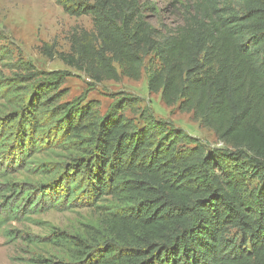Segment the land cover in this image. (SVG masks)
I'll use <instances>...</instances> for the list:
<instances>
[{"label": "trees", "instance_id": "trees-1", "mask_svg": "<svg viewBox=\"0 0 264 264\" xmlns=\"http://www.w3.org/2000/svg\"><path fill=\"white\" fill-rule=\"evenodd\" d=\"M55 1L93 19V30H71L66 64L97 82L140 80L154 56L150 92L225 147L151 113L139 128L81 99L63 103L65 76L39 78L23 62L25 72L0 77V235L15 240L10 226L30 214L86 206L95 217L74 231L23 236L46 250L28 264H264V0H194L170 32L138 0Z\"/></svg>", "mask_w": 264, "mask_h": 264}, {"label": "rangeland", "instance_id": "rangeland-1", "mask_svg": "<svg viewBox=\"0 0 264 264\" xmlns=\"http://www.w3.org/2000/svg\"><path fill=\"white\" fill-rule=\"evenodd\" d=\"M193 1L138 0L147 18L163 32L173 31L183 22L185 7ZM79 25L93 30L92 17L70 15L55 0H0V34L4 37L0 48L6 55L0 60V77H15L21 70L25 72L21 67L23 62H30L34 67L32 74L37 73L39 78H49L48 73L57 72L65 76L58 90L63 103L81 99L80 104H90L101 116L115 111L134 119L139 128L146 125L142 113H151L156 121L185 131L209 150L225 147L215 132L203 126L192 112L179 111V103L167 106L161 93L150 92L148 68L160 65L154 56L147 57L140 80L124 76L121 81L97 82L85 71L66 64L59 53L70 51V32ZM47 48L56 54L52 56L43 50ZM128 96L136 105L124 104L123 98ZM1 103L0 100V107ZM94 212L86 206L49 209L14 222L10 229L17 231L15 240L0 235V264H28L32 256L46 250L33 248L23 236L44 237L49 225L74 231L95 217Z\"/></svg>", "mask_w": 264, "mask_h": 264}]
</instances>
